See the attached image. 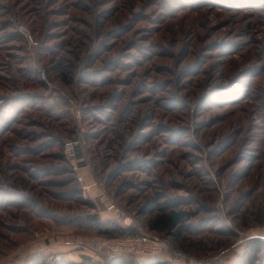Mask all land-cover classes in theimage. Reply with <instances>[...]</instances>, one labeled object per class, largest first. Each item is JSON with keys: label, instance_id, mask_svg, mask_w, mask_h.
<instances>
[{"label": "rangeland", "instance_id": "1", "mask_svg": "<svg viewBox=\"0 0 264 264\" xmlns=\"http://www.w3.org/2000/svg\"><path fill=\"white\" fill-rule=\"evenodd\" d=\"M0 200V264H104L93 225L51 217L153 232L167 202L165 264H264V0H0Z\"/></svg>", "mask_w": 264, "mask_h": 264}, {"label": "trees", "instance_id": "2", "mask_svg": "<svg viewBox=\"0 0 264 264\" xmlns=\"http://www.w3.org/2000/svg\"><path fill=\"white\" fill-rule=\"evenodd\" d=\"M82 6H85V5H82ZM96 23L100 24V20H98V22L96 21ZM77 31L81 35L82 34L86 35V33L83 32V30L81 28H79ZM110 34H112V32H110ZM54 52H55V49H51L50 53L54 54ZM92 58H93V54H87V59L91 60ZM65 61L68 62V60H65ZM55 65H56L55 67L60 68V69L67 67V64H65L64 61H60V60L55 62ZM63 75H64V79H68L67 78L68 74L66 72H64ZM96 78L97 77H94V78H92V80H90L89 78L85 77V75H83L81 77V81H84L86 83L89 82L93 86H98V83L100 82L99 81L100 76L98 77V79H96ZM43 79H44V81L46 80L44 78V76H43ZM69 80H72V76H70L68 81ZM240 101H241V99H240ZM49 107H51V106H49ZM47 111H49L50 114L55 113V115L53 117L57 116L56 114L59 113L56 111H53V112H51L50 110H47ZM45 114H48V113H45ZM15 151H16L15 153H18V152L24 153L25 151H32V149L31 148H25V146H21L19 148H16ZM33 152H37V151L34 150ZM26 167H28V166H26ZM39 168H40V166L38 167V169ZM42 168H47V167H42ZM27 169H29V167ZM30 169H32V168H30ZM35 177H37V176H35ZM77 192H78L77 188H71L70 192L67 193V195H63V196H65L66 198H73V195ZM59 198L62 199V194H61V197H59ZM0 201H2V200H0ZM9 203H11V200H5L4 203H3V201L0 202V204H2V205L9 204ZM14 203L15 204L20 203V207L28 208V210L31 211V213L36 218H38V217L42 218V217H44V215L47 216L49 214L56 213V212H52V211L51 212L45 211L44 208L39 206V205H42L40 202H38L37 200H33V198L31 196H28V195L23 196V198H17V200L14 201ZM83 203H85V202L83 201ZM167 204H168V207H165L164 209H166V210L171 209L170 212L166 213V215L163 214L162 216H158L157 218H154L149 224V228L153 232H146V233L157 236L160 238L162 236L155 231H162L165 228H174L178 224H180L182 221H184V219L186 217V213L183 210L176 209V207L179 206V203L174 202L172 204H169V202H167ZM55 215L56 216L51 217V218H53V220L56 221L58 226L77 227V226H85V224H90L96 228L98 234L104 235V236L114 235V234H116V232L118 233L120 230H121V232L124 233V234H120V235L134 234V232L130 228H123L114 221H108V220L101 221V220L97 219L95 214H88V215L84 214L83 216H79V217H77V216L72 217V216H69L68 214L67 215L66 214L60 215L59 213H57ZM48 217H50V216H48ZM24 229L25 228L23 227L21 230H24ZM123 229L124 230L127 229V230L124 231ZM114 230H116V231H114ZM155 234H157V235H155ZM261 243L262 242H258L257 240H252V242L249 244L248 249H252V251L255 255L256 253H258L261 250V246H260ZM104 256L106 258L104 264H122L124 262V259H126V257L123 258L124 256H121V255L109 256L108 254L105 253ZM47 257H48V255H44V254L34 255L26 262V264H48L46 261ZM115 258H117V259H115ZM53 260H54L53 264H70L68 262V260H59L56 257ZM129 260H131V263H133V264H165L166 263L163 260L140 261V260H137L134 258H130Z\"/></svg>", "mask_w": 264, "mask_h": 264}, {"label": "built area", "instance_id": "3", "mask_svg": "<svg viewBox=\"0 0 264 264\" xmlns=\"http://www.w3.org/2000/svg\"><path fill=\"white\" fill-rule=\"evenodd\" d=\"M19 29L26 36L29 35L26 27L21 26ZM64 152L68 159L75 158V146L73 140H66L64 142ZM74 166L77 168L76 165ZM78 179L81 181L82 190L84 192L88 191L92 184L88 183L85 177L81 175H78ZM113 206L112 203L107 204L108 209H113ZM115 215L119 219H126V216L120 210H116ZM95 245L109 256L121 255L140 261L161 260L166 257V243L161 238L146 232H139L130 235L103 236L95 241Z\"/></svg>", "mask_w": 264, "mask_h": 264}, {"label": "crops", "instance_id": "4", "mask_svg": "<svg viewBox=\"0 0 264 264\" xmlns=\"http://www.w3.org/2000/svg\"><path fill=\"white\" fill-rule=\"evenodd\" d=\"M60 243H62V241H60ZM62 249V248H61Z\"/></svg>", "mask_w": 264, "mask_h": 264}]
</instances>
